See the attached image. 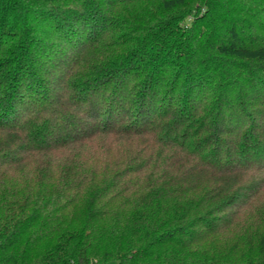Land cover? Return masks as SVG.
<instances>
[{"label":"trees","instance_id":"16d2710c","mask_svg":"<svg viewBox=\"0 0 264 264\" xmlns=\"http://www.w3.org/2000/svg\"><path fill=\"white\" fill-rule=\"evenodd\" d=\"M0 264H264V0H0Z\"/></svg>","mask_w":264,"mask_h":264}]
</instances>
